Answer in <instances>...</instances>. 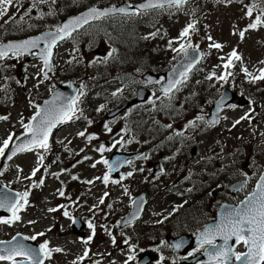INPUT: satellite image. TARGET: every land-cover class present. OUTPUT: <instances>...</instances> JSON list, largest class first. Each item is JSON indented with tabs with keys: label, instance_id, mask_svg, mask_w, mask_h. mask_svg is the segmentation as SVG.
<instances>
[{
	"label": "rangeland",
	"instance_id": "1",
	"mask_svg": "<svg viewBox=\"0 0 264 264\" xmlns=\"http://www.w3.org/2000/svg\"><path fill=\"white\" fill-rule=\"evenodd\" d=\"M187 4L176 15L166 18L162 27H156L155 31L158 34L146 39L147 45L144 52L129 53L133 58L132 62H129L128 58H123L121 63L116 65L113 63L110 67L107 65L104 67H83L81 61L89 65L92 62L97 63V61L103 60L112 50L108 43L113 44L119 50L120 43L115 38L118 35H104L101 31L94 34L90 32L82 37L75 34L70 42L57 48V56L54 58L55 67L58 68L57 73H60V68H62L65 74L68 72L73 75L69 78L78 81L87 79L94 71H107L102 78L113 77L114 72L122 75L123 71H126L124 67L141 66L144 59L149 61L145 68L153 63L157 66L152 65L149 68L165 69L174 62L178 55L168 46L169 41H173L172 46L187 42L176 38L189 22L195 20L196 31L191 33L190 42L204 47L207 56L195 72L188 75L187 81L179 87V90L174 92L171 100H182L172 119L165 120L163 118L166 116V110L160 109L157 112L152 110V103L156 105L167 100L163 99L156 89L152 95V102L147 106L122 113L115 119L106 120L104 118L106 110L114 104L117 105L129 99L132 95L133 86L122 89L123 83H118L115 78L92 92H89V87L86 88L79 108L85 106L89 116L81 121L73 119L54 134V143L63 144L62 154L58 153L52 143L51 146L54 147L52 151L43 152L38 149L30 153H22L10 163H0V171L3 172L0 175V182L4 181L21 192L30 189L29 204L19 213L20 221L11 225L0 224V239L9 238L15 233L31 237L36 233L43 232L44 235L37 236L34 241L43 243L47 239L49 248L63 249L62 252L52 253L51 258L44 261V264H72L78 256L83 255L85 247L89 249V256L84 260L85 264L87 261L88 264H91L90 262L92 264H119L125 258L120 253L126 252L125 249L128 247L127 245L124 248L119 246L117 242L122 239L116 238L126 239V234L123 232L117 235V232L112 230V220L121 219L130 209L132 199L144 192L148 203L144 209L143 218L136 225L139 227L140 233V239L136 240V252H140V250L160 251L162 260L159 264L176 262L175 253L172 249L170 250L167 243L164 246L160 244L159 238L164 237L166 233L180 236L195 231L215 215L216 209L222 201H237L251 189L264 154V80L251 82V79L241 71V67L247 68L253 75H258V70L264 67V64L261 63L264 61V26L247 30L244 38L241 39L238 34L239 30L245 29L253 17L244 15L245 0H231L230 3L225 0H206L205 3L201 0H193L190 7ZM20 10L11 12L7 17H0V42L10 39L16 30L17 32H34L54 23L53 20H49L53 14L33 20L29 13L23 21H20L19 18L22 16ZM255 12H258L255 15L259 14V9H256ZM9 16L12 17L11 20L19 21L18 24L16 22L9 24V27L5 26L3 21L9 20ZM146 24V28L138 29L142 37H149L151 31H154L153 25L148 22ZM29 25L34 26L29 27ZM209 36L212 38L211 40L208 39ZM213 42L220 43L223 47L220 49L210 48L209 44ZM158 46H162L159 51L157 50ZM233 49H236L241 60H234L232 66L226 69L223 65L227 62L228 53ZM115 60L116 57L113 55L107 60V63L110 64ZM101 64L103 65L104 62ZM77 66L78 69L82 67L84 69L78 70ZM41 67L39 62L27 63L21 57L11 56L0 61V115L8 117L7 120H0V142L6 139L12 130L21 126V119L26 123L28 115L33 112L35 100L38 97L35 95L36 93H43L46 96L51 92L49 86L67 78L56 74L52 79L41 78L45 82L39 81L36 84L34 80L37 81L36 77L40 78L37 73ZM221 68L227 70L228 73L231 72L232 75L227 76V79L224 80L217 79ZM21 70L28 74L29 79L26 80V83L25 80L22 81L23 78L19 79L18 77V72ZM213 72L216 76L207 79ZM222 87L235 88L238 93L251 99L250 104L242 108L235 105L228 106L220 113L219 122L213 126H206L205 119V121H197L195 127L185 128L188 121L195 120L196 116H207L214 99L221 95ZM34 88L35 90L32 91L31 89ZM117 89H122V91L113 96L112 93ZM201 98L205 100V104H202ZM29 101L32 102L31 105ZM100 105L105 107L98 112L96 109ZM245 113L249 114L250 119L240 120L239 124L233 126L234 122ZM88 120H91L92 123L89 124ZM106 123L111 128L110 132L104 128ZM143 123L145 126L142 127ZM167 125L172 127H166ZM186 130L191 131L194 135L192 137L190 134L187 135ZM80 131H85V137L77 136ZM181 131L184 133L183 136L175 135ZM89 134H95L96 139L88 141L86 137ZM166 134L173 137V143L168 140L161 141L162 135ZM114 139L121 143L113 147V150L129 152L137 149H149L148 156L141 159H148L149 165L145 161L139 160L136 169L129 170L133 172L134 177L132 175L127 177L131 178L127 182L123 181L125 184L122 186L130 184L129 189L132 191L133 197L127 195L126 199L120 203H117L115 199L121 191L115 189L114 186L120 188L122 187L121 183L110 184L109 182L105 186L101 180L94 179L101 177L106 171L103 164H97L95 168L91 166L94 160L101 158V155L106 158L111 153L110 151H105L102 154L97 152L96 149L100 144H104L108 149L110 141ZM66 146L68 150H66ZM193 146L196 147V152L191 154ZM81 149H83L82 152ZM37 152L44 155L43 164L40 166L41 170L31 179H25L37 166ZM168 153H172V155L169 157ZM84 156L91 159L83 160ZM57 160L59 166L55 164ZM77 161L81 162L77 163ZM156 163L164 165L163 173L160 169L158 176L153 173ZM201 166L210 169L209 174L205 175V184L189 179V175ZM50 167L51 169L48 170ZM44 168H47V171H44ZM151 168L152 172H150ZM199 171L204 170L202 168ZM57 172L60 175L58 178L52 175ZM211 173L212 176H210ZM74 175L78 177L77 180L72 179ZM41 177L45 178L43 185L30 188L33 182L38 183ZM144 177L148 178L146 182L136 187L133 186L138 184L140 178ZM242 178L248 180V184L243 190L229 189L230 184L241 181ZM88 180H92L93 183H84ZM191 186L196 191L186 193ZM61 187L65 193L64 196L57 195L58 189ZM104 192H108L109 195L105 197L104 204H99V198ZM110 199L114 200L115 208L108 207V204H112L114 207V204L110 203ZM61 203L66 206L71 219L63 215L65 209L58 207L62 205ZM173 204H175L174 207H177L178 212L171 216L165 224L164 230L158 231L157 218L168 213ZM93 205L98 207L93 208ZM49 208H57V211L49 212ZM77 213L82 216L83 220L86 219L94 224L95 235L87 244L84 241L93 233L87 226V236L81 238L79 233L83 231L82 218L78 217L80 224H76L79 233L72 231V218ZM179 213L183 217L178 215ZM176 215L178 216L175 217ZM29 221L34 223H29ZM108 231L115 237V243L112 242V237L107 234ZM111 248L112 251H110ZM237 249L244 250L245 247L239 245ZM128 251H130L129 248ZM109 252H111V256L107 255ZM0 264H7V262L0 261Z\"/></svg>",
	"mask_w": 264,
	"mask_h": 264
},
{
	"label": "snow or ice",
	"instance_id": "2",
	"mask_svg": "<svg viewBox=\"0 0 264 264\" xmlns=\"http://www.w3.org/2000/svg\"><path fill=\"white\" fill-rule=\"evenodd\" d=\"M46 2L47 0H32L31 7L27 9L24 15L20 16V21H23L25 16L32 12L33 8H36L39 4ZM52 2L54 3L55 0H52ZM188 2L189 0H144V2L139 5H130L127 7L117 8L116 6H111L104 9L91 7L80 16L70 18L66 23L56 26L54 30L45 32L39 36L19 42L0 43V61H3L9 56L20 57L25 54H36L42 61V67L37 73V76H43V79L46 80L49 78L48 73L54 69V65L52 63V58L54 55L53 48L56 47L59 42L73 38V33L76 30L81 29L85 24H88L89 21L107 18L110 15L116 14H120L124 17L142 15L145 12L156 9H164L166 7L169 9L175 8L176 11H181L184 5H186ZM225 2L230 3L231 0H225ZM14 4L15 6L19 7V0H0V17H4L9 12V8ZM257 7H259V14L255 16L254 20L248 23L245 29L239 30L238 34L241 39L244 38L247 30L264 26V0H256L255 3L247 5L244 15L246 17H252ZM48 14H52L51 9L49 10ZM11 19L12 17L9 16V20ZM9 20H5L4 23H8ZM14 22L18 23L19 21ZM32 26L34 25H29V27ZM195 31L196 21L193 20L181 30L179 37L176 38L177 40H183L187 42H181L179 47H172L173 41H169L168 46L172 48L173 52H176L177 54L183 53L185 57H188L189 49L195 50L190 42V35ZM157 34V32L150 33L149 37H145V39L154 37ZM208 39L211 40L212 38L209 36ZM41 41H43V47L40 48L39 53H33L32 50L39 48ZM209 47L220 49L223 46L220 43L213 42L209 44ZM115 51V49H112L108 55L103 58V60L97 62H107V60L113 56ZM234 60H241V57L237 53L236 49H233L230 53H228L227 62L223 65L224 68H230ZM195 62H198V60L195 56H193L187 61V63L181 65L183 70L178 72V78L174 76V78L170 79L167 84L162 87L161 91L166 98L171 100L174 91H178L179 87L185 81H187L188 75L193 69ZM69 63H71V61H69ZM261 63L264 64V61H261ZM173 71L175 73L177 70L174 69ZM241 71L250 77L251 82L253 83L256 80H264V67L258 70L259 75H253V73H250L245 67H241ZM230 75H232L231 72L227 73L226 76H219L216 78L224 80ZM214 76H216L215 72L210 73L207 79H212ZM40 82L42 83L43 80ZM156 82L158 83L159 81ZM84 88L85 85L81 84L80 90L74 96H64L62 93L56 92L54 89H50V91L53 92L52 99L45 100L42 107L40 105H35L34 114L27 123H25L23 119L20 121L21 126L24 129V134H27V136L30 138L26 139L22 143L10 144L14 137L12 134H9L6 139L0 142V157L6 156L8 160H11L18 153L22 152L36 151L38 149L43 150V152L49 151V136L52 132V129L56 127L58 123H66L67 121L79 119L83 116V111L79 108V104L81 103V98L85 95ZM121 91L122 89H117L112 93V95L116 96L117 93ZM29 103L31 105L32 102L29 101ZM222 103L223 100L217 104L218 109ZM104 107V105H100L96 110L99 112ZM7 119V116H0V120ZM244 119H250L248 113H245V115L241 116L239 120H236L233 126L239 124L240 120ZM197 121H205V117L203 115L196 116L195 120L188 121V123L185 125V128L195 127ZM218 122L219 119L215 117L210 121H205L206 126H213ZM88 123L91 124L92 121L88 120ZM166 127L171 128L172 126L167 125ZM104 128L106 131H111V128L107 123L104 125ZM183 134L184 133L182 131L175 133V135L179 136H183ZM85 135V131H80L77 133V136L80 137H85ZM86 138L88 141H92L96 139V135L89 134ZM172 138V136L168 137V139ZM15 140L19 141L20 137H15ZM117 143H121V141H117ZM6 149L9 151L6 152ZM66 150H68L67 146ZM82 151L83 149H81V152ZM96 151L102 154L105 151H111V149H106L104 144H100ZM144 158H146V156ZM89 159L91 158L88 156L83 157V160ZM43 161L44 155L40 152H37V166L32 169L30 176L25 177V179H31V177L36 176L37 172L41 170L40 166L43 164ZM80 162L81 161H77V163ZM100 163L107 167V171L104 172L102 177H96L94 179L101 180L102 183L107 186L110 182V173L116 170L120 162L115 161L113 163H109V161L105 159L103 155H101V158L95 161L91 166L95 168L96 165ZM128 163L132 162L128 161ZM73 167H75V165H73ZM44 171H47V168H44ZM141 171H143V169H141ZM163 171V168H161V173H163ZM2 174L3 172L0 171V175ZM52 175L57 178L59 177V173H53ZM132 175V171L121 173L120 179L111 180V183L120 184L122 180L127 177H131ZM72 179L77 180L78 177L74 175L72 176ZM43 183L44 178L41 177L39 182H33L30 188L39 187L43 185ZM84 183L92 184L93 181L88 180L84 181ZM246 185L247 179L242 181L237 186L236 190H243ZM122 187L124 194L130 195L128 188L126 186ZM189 191H191V189H189ZM29 192L30 189L23 192H16L14 196L0 192V208L6 209L10 213L7 218L0 217V224L11 225L20 221L21 217L19 213L29 204ZM58 195L64 196L65 193L62 189H58ZM108 195V192H104L99 198V204H104L105 197ZM139 199L142 204L143 197ZM131 203L136 206V211L131 214L130 219L118 221V224L124 223L125 226H128L138 217L141 204H138L136 199H132ZM58 207L65 209L63 215L71 219L70 213L66 210L65 205H60ZM96 207L98 206L93 205V208ZM108 207L112 208V204H108ZM48 211L56 212L57 208H49ZM29 223L34 222L29 221ZM73 223H75V221H73ZM88 227L92 230L93 234L88 236L87 240L84 241L85 244L89 243L95 235L94 224L89 222ZM107 234L112 237V242L115 243V237L112 236V233L108 231ZM20 235V233H17L11 238V240L0 241V261H6L7 264H44L45 259L51 258L52 253L63 251V249L59 247L49 248V242L47 240L41 243L38 248H30L22 242V240L34 241L37 239V236H43V232L36 233L31 237H22V239H18L20 238ZM217 237L222 238L223 244L216 245L215 241ZM233 238L235 240V244H243L247 251L243 253L234 252L233 247L229 245V241ZM125 243H127V240H125ZM198 243L199 247L204 249L205 253L209 256L210 261H212L213 264H227V262L233 257L235 258V261L239 262V264H264V173L260 174L255 188L245 196L244 200L239 201L236 206L226 208L220 213L219 223L212 226H205L203 231L199 233ZM180 246V244L174 245L176 248H179ZM88 256L89 249L85 247L83 255L78 256L76 260L72 262V264H80V262L85 260V258ZM133 258L134 257L132 255H129L125 261V264H128V260H132Z\"/></svg>",
	"mask_w": 264,
	"mask_h": 264
},
{
	"label": "water",
	"instance_id": "3",
	"mask_svg": "<svg viewBox=\"0 0 264 264\" xmlns=\"http://www.w3.org/2000/svg\"><path fill=\"white\" fill-rule=\"evenodd\" d=\"M143 2H144V1H143ZM143 2H140V3H138V4H134V5H139V4L143 3ZM115 6H116L117 8H119V7H127V6H129V5H127L125 2H121V3H119L118 5H115ZM108 7H111V6H106V7H104V8H108ZM104 8H102V9H104ZM86 11H87V10H86ZM86 11H84V12H86ZM84 12H81V14L84 13ZM81 14H80V15H81ZM72 18H73V17H72ZM64 22H65V21H64ZM64 22H63V23H64ZM27 39H29V38H27ZM23 40H26V39H23ZM23 40H10V41H6V42H4V43H8V42H19V41H23ZM194 49H195V50H193V49H189V56H188V57H185V56L183 55V56H182V57H181V58H180V59H179V60H178L173 66H172V68H170L168 71H166V72L164 73V81L160 84V90L162 89L163 86H165V85L167 84V82H168L170 79L174 78V76H175L176 78H178V72L183 70L182 67H181L182 64L187 63V61H188L189 59H191L193 56H195V57L197 58V60L199 61V59H200V57H201L200 50H199L198 48H194ZM196 63H197V62H195L194 65H195ZM174 69L177 70L175 73H174V71H173ZM157 77H158L157 74H153V73H151V72H147V73H145V74L143 75V78H145L146 80H148V81H150V82L156 80ZM77 90H78V85H76V84H74V83H72V82H70V81H66V82L62 83V84L56 89V92L62 93L64 96H74V95L76 94ZM161 92H162V91H161ZM148 95H149V90H148L147 88H144V87L138 88V89L136 90V97H135L132 101H130V102H128V103H124V104H123L121 107H119L117 110H115V111L111 112L110 114H108V116L115 115L116 112H117V113L120 112L121 110L125 109L126 107H128L129 105H131V104H133V103H136V102H139V101H144V100H146L147 97H148ZM221 100H223V103L220 105V108L218 109V108H217V104L220 103ZM239 100H243V98H242V97H237V96H235L234 93L231 92L229 89H223L221 95H220V96L214 101L213 105L211 106V108H210V114L208 115L207 119L210 121V120H212L214 117L217 118V113H218V112L221 110V108H223L227 103H231V102H236V103H240V104L245 103L244 100H243V102H242V101L239 102ZM27 137H28V136H27ZM135 155H136L135 153H134V154H129V153H127V154H117V156H116V161H119V162H120L119 165H121L122 162H123L125 159L131 158V157H133V156H135ZM6 159H7V157L5 156V157L3 158V160H6ZM119 165H118V166H119ZM262 168H263V169H262V172H261V173H264V164H263ZM258 180H259V177H258L257 181H258ZM257 181L255 182L254 188H255V186H256ZM240 183H241V182L232 185V188H235V189H236L237 186H238ZM254 188H253V189H254ZM0 192H2V193H6V194H8V195H10V196H14L15 193H16V192H13V191H11V190H8L7 188H5L4 186H2L1 184H0ZM249 193H250V192H249ZM141 197H143V202H142V204H141L140 199H139V198H141ZM244 199H245V197H244L242 200H244ZM136 200H137V203H138V204H141V206H140V210H139V213H138V216H139L140 213H141V211H142V209H143V207H144L145 204H146V200H145V198H144V194H140L139 196H137ZM233 206H236V205H234V204H230V203H225V202L222 203V204L219 206L218 210H217L216 218L213 219V220H210L207 224H205V226H212V225H215V224L219 223V221H220V213H221L222 211H224L226 208H228V207H233ZM135 211H136V206L133 205L132 208H131V210L127 213L128 215L126 214L125 218H124L122 221L127 220V219H130V218H131V214H132L133 212H135ZM0 215L9 216L10 213H9L6 209H2V208H0ZM122 224H124V223H122ZM205 226H204L201 230H199V232L196 234V236H195L194 238H192V241H193L194 243H197V242H198V236H199V233H200L201 231H203V229L205 228ZM77 230H78V227H74V231H77ZM18 239H22V236L20 235V238H18ZM10 240H11V239H10ZM22 242H23L25 245H27L28 247H30V248H38V247H39L37 244H35V243H31V242H28V241H26V240H22ZM215 243H216V245H221V244H223V240H222V238L217 237ZM173 245H175L174 242H173ZM229 245H231L232 247L235 245V240H234V238H233L232 240L229 241ZM177 251H178L179 253L182 252V250H178V249H177ZM147 257H148V260H141V263H143V264H144V263H147L148 261H150V260H152V259L155 258L154 255H152V254H150V253L147 254ZM195 260H196V258H191L189 264H192ZM227 264H239V262H238V261H235V260H233V259H231V260H229V261L227 262Z\"/></svg>",
	"mask_w": 264,
	"mask_h": 264
},
{
	"label": "flooded vegetation",
	"instance_id": "4",
	"mask_svg": "<svg viewBox=\"0 0 264 264\" xmlns=\"http://www.w3.org/2000/svg\"><path fill=\"white\" fill-rule=\"evenodd\" d=\"M256 2V0H254V2L253 3H255ZM131 52H143V51H141V50H131V51H127L126 53L127 54H129V53H131ZM115 53H118V54H123V53H125L124 51H121V50H118V51H115ZM139 69H141V67L140 66H127V67H124V70H126L127 72H128V74L126 75V76H128V77H131V78H133V79H136V82L138 83L139 82V78H140V75L139 74H137V72L139 71ZM119 77V75H117L116 77L115 76H113V78L115 79V78H118ZM143 85H146V83L144 82L143 83ZM152 88H154V86H152ZM127 89V88H126ZM124 101H126V100H124ZM123 102V101H122ZM121 102V103H122ZM121 103H119V104H117V105H112V107L111 108H109L108 110H110V109H112V108H114V107H116V106H118V105H120ZM139 105V104H138ZM135 106H137V105H134V106H130V107H128L127 108V110L124 112V113H126V112H128V111H130V112H132L131 110H133V109H141L142 107H145L143 104H140V106L139 107H137V108H135ZM108 110H106V111H108ZM106 111H105V113H106ZM142 149H137L136 151H141ZM145 156H148V151H146V150H144V152H143V154L141 155V156H139L138 158H135V159H132V160H129V161H131L132 163H128V161H126V163L124 164V166L121 168V170H120V175H121V173H127L129 170H131L132 168H135L136 169V165L138 164V162H139V160L140 161H145L148 165H149V160L148 159H146V160H141V159H144V157ZM152 168H151V171L150 172H152ZM153 173L154 174H156V176H158V173H157V170H155V171H153ZM196 173V171L194 170L193 172H192V174H195ZM133 177H134V175H133ZM205 177L206 176H203V175H198L197 177H195V176H193L191 179L192 180H195V181H197L199 178H201L203 181L205 180ZM120 179V176H119V178L118 179H112V178H110V184H113V183H111V180H119ZM129 179H131V178H125L124 180H122L121 181V186L122 185H124V183L127 181V180H129ZM123 181H125V182H123ZM141 184V183H140ZM119 186V185H118ZM114 188L115 189H119L121 192H123V187H120V188H116L115 186H114ZM126 198L123 196V195H120L119 197H118V199H117V203H120V202H122V201H124ZM114 208H115V205H114ZM120 209V208H119ZM112 221H114L113 223H114V227L115 226H117V222H118V219L116 220V219H113ZM136 225L135 224H132V225H130V226H128V227H125L123 230H126V231H129V232H134L135 230H136ZM157 230L158 231H160V230H164V228H161V226L160 227H157Z\"/></svg>",
	"mask_w": 264,
	"mask_h": 264
},
{
	"label": "trees",
	"instance_id": "5",
	"mask_svg": "<svg viewBox=\"0 0 264 264\" xmlns=\"http://www.w3.org/2000/svg\"><path fill=\"white\" fill-rule=\"evenodd\" d=\"M97 1V0H96ZM99 1H104V2H106V1H108V2H113V1H115V0H99ZM123 29H126V28H123ZM161 48V47H160ZM184 98V97H183ZM182 99H180L179 101H178V103L177 102H174L173 103V107H174V112L176 111V109H177V107H178V105H179V103H180V101H181ZM205 102L204 101H202V104H204ZM169 106H170V101H162V102H160L159 104H158V109H168L169 108ZM177 112V111H176ZM155 135H157V133H155ZM162 137H163V141L165 142V141H167V137H166V135H162Z\"/></svg>",
	"mask_w": 264,
	"mask_h": 264
},
{
	"label": "bare ground",
	"instance_id": "6",
	"mask_svg": "<svg viewBox=\"0 0 264 264\" xmlns=\"http://www.w3.org/2000/svg\"><path fill=\"white\" fill-rule=\"evenodd\" d=\"M141 71H142V68H141V69H139V71L137 72V74H140V73H141ZM143 126H145V124H143V125H142V127H143Z\"/></svg>",
	"mask_w": 264,
	"mask_h": 264
}]
</instances>
